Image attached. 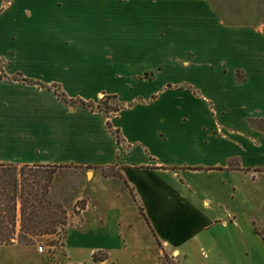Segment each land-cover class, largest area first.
<instances>
[{"label": "crops", "instance_id": "obj_1", "mask_svg": "<svg viewBox=\"0 0 264 264\" xmlns=\"http://www.w3.org/2000/svg\"><path fill=\"white\" fill-rule=\"evenodd\" d=\"M55 86L86 102L115 96L123 110L109 120L69 106ZM256 121L264 19L235 18L220 0H0V166L97 177L68 259L89 251L108 264L140 246L125 233L142 221L171 257L264 264V222L245 186L264 176ZM113 168L120 177L104 175ZM103 182L122 185L137 220L113 200L121 190L104 203Z\"/></svg>", "mask_w": 264, "mask_h": 264}, {"label": "rangeland", "instance_id": "obj_2", "mask_svg": "<svg viewBox=\"0 0 264 264\" xmlns=\"http://www.w3.org/2000/svg\"><path fill=\"white\" fill-rule=\"evenodd\" d=\"M235 18L250 19L259 21L264 19V0H220ZM109 106L115 107L116 100H108ZM115 115H113L114 117ZM264 127V124H262ZM48 177L52 178V189L50 202L55 217L56 233L50 236L37 238L32 247L27 249L0 250V264H103L104 254H96L95 261L90 252L73 251L75 254L68 259L66 252V239L72 227L81 225L82 213L88 201L96 194V175L88 169L72 167H47L41 170ZM113 169L106 170L107 174L116 173ZM104 173V172H103ZM95 181V182H94ZM245 186L250 187L253 200L258 208V216L264 222V176L252 183L246 181ZM100 192L104 196V203L111 201V196L120 191L121 197L115 202L129 203V218L137 220L138 217L133 211V203L127 191L119 183H101ZM253 193V194H252ZM106 196V197H105ZM113 202V201H112ZM128 212V211H127ZM132 236L134 246L127 254H118L108 264H202L201 253L196 256L171 257L166 252H159L152 242L150 232L146 223L142 221L135 227L132 233H125V240L129 241ZM89 243V242H88ZM131 243V242H130ZM98 244L95 240L90 245ZM17 245V244H15ZM89 245V244H88ZM45 248V254L39 253V248ZM162 247V246H161ZM162 249V248H161ZM135 255V257H134Z\"/></svg>", "mask_w": 264, "mask_h": 264}, {"label": "trees", "instance_id": "obj_3", "mask_svg": "<svg viewBox=\"0 0 264 264\" xmlns=\"http://www.w3.org/2000/svg\"><path fill=\"white\" fill-rule=\"evenodd\" d=\"M55 88L58 97L67 105L102 112L109 120L123 110L115 96H105L98 103L86 102L69 98L59 86ZM111 99L117 101L115 107L109 106L108 100ZM254 123L258 128L264 129V121ZM108 128L121 144L123 138L120 131L114 130L110 121ZM42 169L44 168L18 169L15 166H0V246L17 244L29 247L34 245L37 238L56 233L50 202L52 178L41 172ZM103 172L104 175H109L106 170ZM114 175L120 177L116 173ZM95 261L98 260L95 258ZM103 261L105 260L100 262Z\"/></svg>", "mask_w": 264, "mask_h": 264}, {"label": "built area", "instance_id": "obj_4", "mask_svg": "<svg viewBox=\"0 0 264 264\" xmlns=\"http://www.w3.org/2000/svg\"><path fill=\"white\" fill-rule=\"evenodd\" d=\"M38 251L40 254H45V248L40 247Z\"/></svg>", "mask_w": 264, "mask_h": 264}]
</instances>
